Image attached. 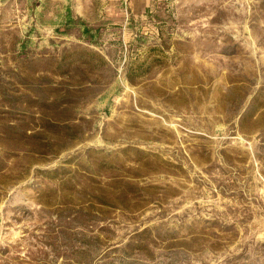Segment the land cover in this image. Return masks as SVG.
<instances>
[{"label":"rangeland","instance_id":"rangeland-1","mask_svg":"<svg viewBox=\"0 0 264 264\" xmlns=\"http://www.w3.org/2000/svg\"><path fill=\"white\" fill-rule=\"evenodd\" d=\"M89 1L0 0V264H264V0Z\"/></svg>","mask_w":264,"mask_h":264},{"label":"crops","instance_id":"crops-1","mask_svg":"<svg viewBox=\"0 0 264 264\" xmlns=\"http://www.w3.org/2000/svg\"><path fill=\"white\" fill-rule=\"evenodd\" d=\"M78 1H79L78 5H92L91 1H89V0H78ZM115 2H116L115 0H101L102 5H112ZM137 2L139 3V0H134L133 5L138 4Z\"/></svg>","mask_w":264,"mask_h":264}]
</instances>
